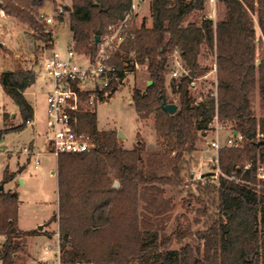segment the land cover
I'll use <instances>...</instances> for the list:
<instances>
[{"label":"trees","instance_id":"trees-1","mask_svg":"<svg viewBox=\"0 0 264 264\" xmlns=\"http://www.w3.org/2000/svg\"><path fill=\"white\" fill-rule=\"evenodd\" d=\"M47 1L0 0V9L26 24L36 40L49 43L52 29L40 17ZM219 1L225 6V15L218 21L206 15L201 22L189 20L206 8V0H151V27L145 22L138 26L133 14L129 36L112 62L121 79L126 76L125 69H136L135 63L147 67L153 83L145 90L135 88L132 100L139 119L154 117L160 147L148 150L139 132L134 148L126 149L117 130H99L96 112L82 114V127L97 146L58 158L59 209L52 221L59 223L64 261L264 264V180L260 177L264 144H257L264 139V116L258 119L252 108L258 92L264 109V0ZM132 3L72 0L65 11L70 15L75 50L94 54L95 37L119 24ZM203 52L206 58H214L217 82L215 89L196 101L192 82L213 70L200 62ZM177 55L189 73L178 76L175 91L180 102L177 110L169 113L162 103H174L167 81ZM36 77L33 70L20 64L1 73V84L18 105L23 120L12 129L21 130L34 118L25 91ZM117 85H112L113 91ZM216 116L221 125L242 136L238 145L219 151L221 173L217 179L199 181L216 211L209 214L208 207L203 209L208 217L205 229L179 226L168 232L167 220L176 205L167 192L185 183L181 163L212 128ZM22 169L13 173L6 169L3 182L14 179ZM116 181L119 185L114 187ZM19 207L17 191H0V236L4 237L0 264H24L20 254L27 253L24 238L36 233L20 230ZM188 237H196V243L184 242Z\"/></svg>","mask_w":264,"mask_h":264},{"label":"rangeland","instance_id":"rangeland-1","mask_svg":"<svg viewBox=\"0 0 264 264\" xmlns=\"http://www.w3.org/2000/svg\"><path fill=\"white\" fill-rule=\"evenodd\" d=\"M72 0H48L43 12L54 15L58 11V6L64 8V12L59 15L63 20L57 21L49 27L54 30V48L65 55L73 40L70 29V15L65 11L66 6H70ZM135 23L141 26L143 22L151 27L153 24L151 14V0H136ZM212 17L214 20L222 19L225 15V6L219 0H206V8L190 16L189 20L201 22L203 16ZM256 23L257 14H254ZM258 25V24H257ZM260 33V31H259ZM257 32V41L259 34ZM40 40L34 38L33 32L26 24L17 18L6 15L0 9V76L7 70H13L17 64L30 68L31 61L38 58ZM205 49V46H204ZM200 62L203 65L213 67L205 76L195 80L192 86V94L196 101H201L210 89L216 88V68L214 58L205 57V52L201 55ZM130 63V62H129ZM128 64V63H127ZM180 57L175 56L173 63L174 70L182 71ZM173 70V71H174ZM215 70V71H214ZM150 81V73L146 66L139 65L135 70L128 69L125 78L117 90L107 102H100L96 107L99 130H123L126 138L122 139V145L126 149L134 148L138 142V133L146 142L148 150L160 147L154 125V117L141 120L137 114L132 94L135 88L145 90ZM178 76L168 75V94L179 105V94L175 91V84ZM49 84L44 73L36 77L33 85L27 88L26 97L35 106L36 113L32 122L21 129H12L23 122L19 107L9 94L5 91L0 81V185L4 184V190L17 191L20 196L19 218L20 230L37 228L34 236L24 238V247L27 253H21V263L36 264L38 257L44 254L48 245H56L59 239V223L53 220V215L58 212V176L51 174L57 169L58 159L46 151V119L47 104L46 97ZM252 108L255 116L259 119L264 116V109L261 104L260 95L256 92L253 99ZM217 136L214 128L208 130L204 137L197 143L196 149L192 153L185 155L181 166L182 176L185 183L167 192V196L175 202V208L170 212L167 220V231L172 232L179 226H191L192 230L205 229L208 227V217L203 213V209L209 208V214L216 211V207L211 204L209 197L205 194V189L199 187V181H206L209 177L217 179L221 173L219 168V151L224 146L229 145L228 140L235 136V132L230 127L223 126L219 132L222 147L217 150L212 147L211 142ZM34 141L37 151L29 155L22 153L23 146ZM38 154V155H37ZM39 159L40 164L36 167L35 160ZM26 168L14 179L4 183L6 169L9 173L16 172L21 167ZM58 172V169H57ZM260 177L264 180V168H260ZM23 178V180H21ZM154 217V216H153ZM48 221L43 229L39 230V225ZM43 234L37 238L36 235ZM196 238V237H195ZM194 237H188L184 242L196 243ZM4 237L0 236V245ZM180 244H175L179 248ZM49 260H54V253L49 255Z\"/></svg>","mask_w":264,"mask_h":264},{"label":"built area","instance_id":"built-area-1","mask_svg":"<svg viewBox=\"0 0 264 264\" xmlns=\"http://www.w3.org/2000/svg\"><path fill=\"white\" fill-rule=\"evenodd\" d=\"M136 0L126 17L116 25L110 27V31L100 37L97 49L94 54L79 53L74 48V40L63 55L54 48V30H52V41L41 42L38 58L31 61L30 69L36 75L42 73L46 76L49 89L47 91V119H46V151L53 154L57 159L63 153H82L91 151L97 146L93 136L82 127L81 116L87 110L96 111L100 102H107L111 99L113 91L112 85L118 82L117 88L123 79L120 78L119 69L112 62L114 55L121 48L129 36L128 28L135 10ZM64 12L63 6H58V11L48 14L41 11L40 17L47 25H54L59 16ZM136 68L139 64L135 63ZM182 71L174 70L173 76H179L186 72L183 66ZM128 69H125L127 73ZM195 81L192 82V85ZM32 120L27 123L30 124ZM217 132V136L212 140L211 145L219 150L222 145L219 138L220 124L216 116L210 124ZM242 136L235 135L228 140L238 145ZM32 152L30 145H24L22 153L29 155ZM40 160H35L36 167ZM54 253V260H49V255ZM40 261L49 264H75L64 261L60 244V234L56 245H48ZM79 264V263H76Z\"/></svg>","mask_w":264,"mask_h":264},{"label":"water","instance_id":"water-1","mask_svg":"<svg viewBox=\"0 0 264 264\" xmlns=\"http://www.w3.org/2000/svg\"><path fill=\"white\" fill-rule=\"evenodd\" d=\"M0 5H1V2H0ZM99 40H100V36L97 35L95 37V43L97 44L99 42ZM259 62L260 61H258V63ZM191 75H193V72H191ZM152 83H153V80H150L149 83H148V85H151ZM162 107L167 112L174 113L177 110L178 105L176 103H171V102H168L167 100H164L163 103H162ZM235 135H237V132L236 131H235ZM118 136H119V138H126V134L121 129L118 131ZM257 144L258 145L264 144V139L259 140L257 142ZM118 185H119V182L116 181L115 184H114V187H117ZM2 190H4V184H1L0 185V191H2ZM43 227H44V225H40L39 226V229H43ZM0 261H1V259H0Z\"/></svg>","mask_w":264,"mask_h":264},{"label":"crops","instance_id":"crops-1","mask_svg":"<svg viewBox=\"0 0 264 264\" xmlns=\"http://www.w3.org/2000/svg\"><path fill=\"white\" fill-rule=\"evenodd\" d=\"M1 11L4 13V11L1 9ZM220 20V19H219ZM152 21H153V19H152ZM216 21V20H215ZM218 21V20H217ZM70 23V22H69ZM215 71V70H214ZM149 72V71H148ZM195 84H196V82H195ZM194 84V85H195ZM26 92L27 91H25V95H26ZM31 103V102H30ZM32 104V103H31ZM32 106L34 107V111H35V113H36V108H35V106L32 104ZM35 115V114H34ZM28 145H30L31 146V148H32V152H34V151H37L36 150V146H35V144H34V141L33 142H31L30 144H28ZM37 153L39 154L40 152L39 151H37ZM37 154V155H38ZM26 168V166L24 167L23 166V169H22V171L24 170ZM57 169H58V164H57ZM57 169L56 170H52L51 171V174H53V175H55V174H57V176H58V172H57ZM21 171V172H22ZM20 172V173H21ZM20 173L18 174V175H20ZM21 180H23V178L21 179ZM48 221H45L44 223H42L41 225H45L46 223H47ZM19 226H20V218H19ZM40 226V225H39ZM34 229H37L36 227L35 228H29V229H25V231H30V230H34ZM39 229V228H38ZM22 230H24V229H22ZM39 230H41V229H39ZM43 234H39V235H36L35 237H37V238H39V237H41ZM31 236V235H30ZM32 236H34V235H32ZM26 254V253H25ZM38 259H39V261H40V259H41V257H38Z\"/></svg>","mask_w":264,"mask_h":264}]
</instances>
